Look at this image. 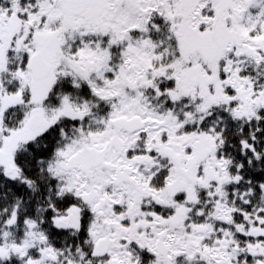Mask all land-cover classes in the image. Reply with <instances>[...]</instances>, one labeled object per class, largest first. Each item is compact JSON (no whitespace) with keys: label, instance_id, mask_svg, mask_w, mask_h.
<instances>
[{"label":"snow or ice","instance_id":"6c2138e0","mask_svg":"<svg viewBox=\"0 0 264 264\" xmlns=\"http://www.w3.org/2000/svg\"><path fill=\"white\" fill-rule=\"evenodd\" d=\"M0 264H264V0H0Z\"/></svg>","mask_w":264,"mask_h":264}]
</instances>
